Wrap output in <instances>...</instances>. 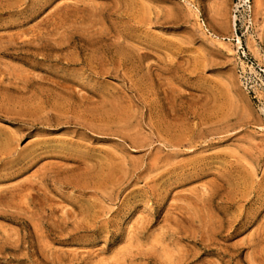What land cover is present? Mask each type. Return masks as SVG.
Wrapping results in <instances>:
<instances>
[{
    "label": "rangeland",
    "instance_id": "rangeland-1",
    "mask_svg": "<svg viewBox=\"0 0 264 264\" xmlns=\"http://www.w3.org/2000/svg\"><path fill=\"white\" fill-rule=\"evenodd\" d=\"M0 264H264V0H0Z\"/></svg>",
    "mask_w": 264,
    "mask_h": 264
}]
</instances>
